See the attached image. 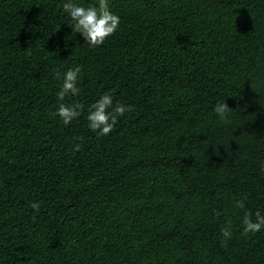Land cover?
Masks as SVG:
<instances>
[{
  "label": "trees",
  "instance_id": "1",
  "mask_svg": "<svg viewBox=\"0 0 264 264\" xmlns=\"http://www.w3.org/2000/svg\"><path fill=\"white\" fill-rule=\"evenodd\" d=\"M66 2L0 0V264H264L242 223L264 216V0H109L120 25L95 48ZM105 93L133 110L100 136Z\"/></svg>",
  "mask_w": 264,
  "mask_h": 264
},
{
  "label": "clouds",
  "instance_id": "2",
  "mask_svg": "<svg viewBox=\"0 0 264 264\" xmlns=\"http://www.w3.org/2000/svg\"><path fill=\"white\" fill-rule=\"evenodd\" d=\"M63 11L66 12L73 23L70 25L73 33H79L84 41H87L90 47H98L111 35H113L120 25V17L109 9V0H96V4L89 7L79 6L73 0H67L63 4ZM60 25H57L56 30H59ZM81 68L79 66L70 68L64 73L56 72L57 79L62 80L60 90L57 92L59 101H64L66 96H77L80 93L78 85ZM112 95L105 93L93 103L88 111L87 120L88 127L91 131L100 136H107L114 128L119 117L126 112L133 110L132 105L116 104L113 107ZM83 105L74 102L71 105L60 103L53 115H58L64 125L70 124L74 119L79 117ZM112 108L109 112L108 109ZM230 107L224 101L218 102L213 111L221 120L227 119V113ZM79 139V138H77ZM80 144L74 145V150H79ZM237 208L245 207L243 200L235 202ZM31 207L35 211L40 210L39 202H34ZM252 213L246 211L243 217V235L254 234L264 228V216L260 212L255 213V221L252 219ZM221 234L224 239L221 244L225 245L227 240L231 238L230 226L221 229Z\"/></svg>",
  "mask_w": 264,
  "mask_h": 264
}]
</instances>
